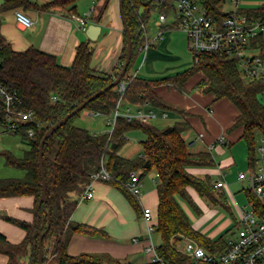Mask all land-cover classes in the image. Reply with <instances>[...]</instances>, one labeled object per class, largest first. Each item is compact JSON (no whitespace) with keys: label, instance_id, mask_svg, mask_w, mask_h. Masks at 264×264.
I'll use <instances>...</instances> for the list:
<instances>
[{"label":"trees","instance_id":"trees-1","mask_svg":"<svg viewBox=\"0 0 264 264\" xmlns=\"http://www.w3.org/2000/svg\"><path fill=\"white\" fill-rule=\"evenodd\" d=\"M199 1L215 19L220 20L225 16L226 11L222 9L224 0ZM76 2L77 0H50L45 4H36L29 0H1L0 11L18 7L45 9L58 6L71 14L76 10ZM173 3L174 0H122L120 13L130 32L132 44L130 62L120 80L126 83L121 97L124 105L147 102L153 110L157 108L167 113L177 111L181 119L172 125L157 127L137 118L117 116L110 130V124L107 123L108 129L91 132L75 124V117L80 112L71 116L44 142L42 167L47 200L41 204L39 143L50 126L117 77L125 59L126 31L123 33L119 62L107 73L91 68L93 46L89 40L76 47L72 63L66 66L61 65L54 55L32 46L14 50L0 34V82L11 87L23 105L32 112V122L21 124L18 131L11 132L19 134L21 140L28 143L22 155L16 156L10 150L0 152L5 164L23 171L21 177L0 178V197H33L32 221L3 215L4 219L25 230L23 239L17 243L8 241L0 233V253L7 256L5 264H21L24 256L27 257V264H37L38 237L45 229L46 234L42 240L43 264H137L121 261L105 253L83 252L71 255L67 252V244L76 232L87 235L106 234L101 228L71 219L79 196L90 181V174L98 171L101 165L109 175V179L102 182L117 188L137 213L140 212L139 200L126 187L130 173L136 172L141 180L150 170L155 171L157 209L152 215V221L154 232L161 239L156 246V253L164 262L192 264L190 257L176 247L185 238L194 240L209 252L224 248V235L210 238L194 228L178 201L180 198L195 207L189 193L191 188L198 196L208 199L214 205L229 209L224 191L214 186L215 181L211 175L198 176L188 171L189 167H213L216 161L209 150H193L188 147L185 134L190 129V124L185 119L186 113L165 102L155 92V88L160 85L172 86L184 93L193 82L190 88L198 89L203 94L211 93L214 100H229L235 106L237 114L227 132L241 128L240 138L247 146V165L251 171L256 168V158L253 155L255 132L259 131L264 138V99H261L264 80L242 77L233 59L216 53H202L198 56L193 54L192 64L188 68L159 79H146L131 74V69L141 54L139 47L149 38L145 30L147 21L152 13L167 15L170 10L174 11ZM105 5L106 3L100 6L99 12L103 11ZM237 11L263 16L264 3L254 8L237 7ZM175 25L177 26L176 22L170 26L162 25L159 30ZM117 87L118 83L106 89L89 101L84 109L108 120L120 97ZM28 128H32L34 132L32 137L27 134ZM134 128L140 129L145 135L142 152L131 157L122 156L119 151L127 142V132ZM244 193L247 199L255 200L257 207L264 210V204L254 199L248 190L244 189ZM231 217L234 226L237 223L236 216L232 214Z\"/></svg>","mask_w":264,"mask_h":264},{"label":"crops","instance_id":"crops-1","mask_svg":"<svg viewBox=\"0 0 264 264\" xmlns=\"http://www.w3.org/2000/svg\"><path fill=\"white\" fill-rule=\"evenodd\" d=\"M29 1L36 4H45L50 0ZM105 3V8L102 12H99L100 6ZM91 7H93V10L87 17L84 29L80 28L71 19L72 13L70 14L67 9L58 6H51L45 9L18 7L17 9L24 11L32 19L33 23L29 28L23 27L15 20L14 10L16 8L5 9L0 11V34L10 43L14 50H23L32 46L54 55L61 65L66 66L72 63L76 47L81 42L89 40L93 46L91 68L98 72L107 73L118 64L123 49L124 26L119 0H77L74 14L85 15ZM157 15L152 13L145 25L149 39H153L159 31L156 23ZM150 20L152 23L148 25ZM175 22L176 18L171 22L166 15L163 25L170 26L174 25ZM93 24L100 26L99 31H95V34L97 33L95 39H91L87 35L88 31L92 33L88 28ZM150 25L153 26V30L147 31V27ZM175 26L163 29L162 38L155 41L144 53L141 52L139 54L131 69V74L146 79H159L183 70L181 63H174L171 66L164 65L163 68H160L161 61L178 58V56H170L168 53L169 49L174 46L171 30L179 29ZM192 84L193 82L189 84L188 91L184 93H180L172 86L166 85L157 86L155 92L174 108L183 110L186 113L185 119L189 122L190 128L193 125L197 129L196 132L189 134L186 140L192 139L197 133H202V138L195 140V144L191 147L193 150L207 149L212 153V149L217 148L218 153H221L224 151L222 145L227 144V142L224 141L220 144L216 142V139L222 135L224 140H226V134L230 137L229 133L231 131L227 132V129L232 125L237 110L229 100L225 98L214 100L213 94H203L198 89L190 88ZM229 103L234 107V112H232L233 109ZM132 107L135 108L136 106L133 105ZM174 112L178 114L177 111H171L170 113ZM224 112H226L225 116ZM158 116L160 117L161 114L158 115L156 113V117ZM213 120L220 121L218 127L215 126ZM106 124L107 120L105 121ZM239 133L241 135V128ZM141 152L139 151L137 154H141ZM236 160L234 157L228 156L223 160H215L216 165L213 167L188 168V171L192 173L201 172L203 175L209 174L211 176L215 174L218 177L214 181L224 180L223 169L234 164ZM142 179L140 180L141 186L143 185ZM235 180H237V177ZM225 181L228 182L227 179ZM221 189L224 191V188ZM192 190L189 188V193L193 199ZM93 191L94 195L91 199L78 200L71 219L101 228L106 234L87 235L82 232H76L71 236L67 244V252L71 255L83 252L105 253L121 261L137 264L150 263L152 254L146 250L149 244V236L147 234L149 222L143 218L142 211L143 208L148 207L152 214H155L157 209L155 185L146 188L144 191L140 189L139 213L129 206L123 194L117 188L105 182H94ZM196 195L198 194L196 193ZM32 206L33 197L29 195L0 197V233L8 241L12 243L21 241L25 235V230L4 219L3 215L24 221H32ZM151 222L153 223V221ZM230 223L233 229V221L230 220ZM192 226L210 238H216L221 235L202 231L195 223H192ZM152 235L150 237L153 243ZM6 262L7 256L0 253V264H5ZM21 264H27L26 256L22 257Z\"/></svg>","mask_w":264,"mask_h":264},{"label":"built area","instance_id":"built-area-1","mask_svg":"<svg viewBox=\"0 0 264 264\" xmlns=\"http://www.w3.org/2000/svg\"><path fill=\"white\" fill-rule=\"evenodd\" d=\"M174 14L177 26L182 30L188 40V47L195 56L202 53H216L218 55L233 59L242 77L251 80H264V15L255 16L237 11L239 0H232L236 7L226 11L225 16L217 20L199 0H174ZM93 7L85 15L72 13L71 19L80 28H85L87 17ZM15 20L25 28H29L33 21L22 10H14ZM166 14L159 13L156 23L161 27L165 21ZM162 38V30H159L153 39L146 38L140 45L139 50L144 53L155 41ZM126 88V83L118 82L117 92L120 94L111 117L107 120L110 124L109 130L114 124L117 116L127 118H137L141 122L148 123L156 117V113L150 108L149 103L140 105L126 104L122 101V93ZM124 105V107H123ZM162 117L167 116V112H161ZM32 122V112L25 107L17 93L8 85L0 82V126L4 131L14 132L20 129V125ZM28 136L32 137V128L27 129ZM202 133H197L192 139H187L188 147L195 144V140L202 138ZM222 144L224 137L221 135L216 139ZM259 151L264 154V146H260ZM90 181L79 196V201L89 200L93 197V184L96 181H106L109 175L104 166L90 174ZM237 180L246 181L249 191L254 199L264 204V160L262 165L254 170L237 173ZM140 180L136 172H131L126 187L130 193L138 200L141 195ZM216 188L226 186L224 180L214 182ZM143 218L149 222L147 234L149 244L146 247L151 252L150 264H169L157 255L156 246L151 242V235L155 231L152 221V211L145 207L142 211ZM237 223L233 226L225 239L223 249L216 252H209L203 246L190 238H185L183 246L176 247L189 256L192 264H264V210L257 207L255 200L247 199L246 202L237 207ZM136 240V239H134ZM178 244V243H177Z\"/></svg>","mask_w":264,"mask_h":264},{"label":"rangeland","instance_id":"rangeland-1","mask_svg":"<svg viewBox=\"0 0 264 264\" xmlns=\"http://www.w3.org/2000/svg\"><path fill=\"white\" fill-rule=\"evenodd\" d=\"M175 1L173 5L175 6ZM264 3V0H239L237 3L238 8H254L258 7ZM236 7V3L232 0H224L222 3V9L224 11L232 10ZM167 18L169 21H173L175 19V14L173 10H170L167 14ZM151 20L148 22V25L151 24ZM153 26L150 25L147 27V31L153 30ZM172 39L174 46L170 48L169 54L170 56H178V58L168 59L160 62V68H163L164 65H173L174 63H181L182 68H188L193 61V53L188 47V40L185 33L180 29H172ZM143 57V55H141ZM142 59V58H141ZM181 68V69H182ZM180 69V70H181ZM264 99V93L261 97ZM230 104V103H229ZM232 107V104H230ZM124 107V105H123ZM234 112V107H232ZM155 113L158 115L161 114L162 111L160 109L155 108ZM160 113V114H159ZM176 114V115H175ZM226 112H224V116ZM181 117L177 113H168V116L163 117H156L153 120H150V123L156 125L157 127H164L167 125H172L175 121L180 120ZM223 120V119H222ZM105 118L102 115H98L95 113L89 112L87 109H82L78 116L75 117V124L87 128L91 132L93 131H103L108 129L105 125ZM215 126H219L220 121L213 120ZM202 127V126H201ZM204 128V127H203ZM192 125L189 131L186 132L185 136L188 137L189 134L196 132ZM240 128H236L231 131L230 137L226 134V141L227 144L222 145L223 152L218 153L217 148L212 149L213 157L216 161L220 159H225L228 156L234 157L237 159L234 164L229 167L223 169L224 181L226 186L224 187V193L226 196V204L229 206V209L224 208L223 206L214 205L206 198H202L196 195L195 191H193V201L194 205H190L186 201L182 199H178L180 205L184 209L186 215L189 217L191 223H195L200 230L206 231L208 233L212 232V234L224 235L227 237L228 233L227 230L232 229V225L230 220L232 219V214L237 216V206L242 205L246 202V196L244 193V189L248 187V183L246 181L235 180L237 177L238 172H244L245 174L248 173V165H247V156H248V149L245 142L240 138ZM233 135L234 138H233ZM145 140L144 133L137 128L131 129L127 132V142L121 147L119 154L126 157H131L137 155V152L142 151V141ZM28 143L26 141L21 140L19 134H13L8 131H4L2 126H0V152L3 150H10L14 155L21 156L24 149H26ZM254 152L253 155L256 158V168L262 165L264 160V154L259 151L260 146H264V138L263 135L256 131L254 134ZM195 168V167H189ZM194 172V171H193ZM195 175L203 176L201 172H194ZM23 175V171L19 168L9 166L5 164L3 155L0 154V178L2 177H21ZM218 175L212 174L213 180L216 179ZM143 185L140 187L142 191L150 186H154L156 184V175L155 171L152 169L146 175L142 177ZM124 196V195H123ZM141 196V195H140ZM139 196V198H140ZM125 198V197H124ZM129 206L134 210V208L130 205L128 200L125 198ZM199 209V211L197 210ZM135 211V210H134ZM227 233V235H226ZM153 244L158 245L160 243V236L157 232H154L152 235ZM178 247L183 246V241L177 244Z\"/></svg>","mask_w":264,"mask_h":264},{"label":"water","instance_id":"water-1","mask_svg":"<svg viewBox=\"0 0 264 264\" xmlns=\"http://www.w3.org/2000/svg\"><path fill=\"white\" fill-rule=\"evenodd\" d=\"M121 3L122 0H119V7H121ZM122 17V22H123V26H124V30L126 31V50H125V59L124 62L121 66V69L117 75L116 78H114V80L109 83L108 85H106L104 88L100 89L99 91H97L96 93H94L93 95L89 96L85 101L81 102L80 104H78L76 107H74L70 112H68L64 117H62L61 119H59L56 123H54L52 126H50L46 132L44 133L40 143H39V147H38V164H39V170H40V174H41V194H40V198H39V204L46 202L47 200V196H46V184H45V179H44V174H43V167H42V154H43V145L44 142L46 141V139L53 133L54 130H56L57 128H59L61 125H63L68 118H70L71 116L77 114L78 112H80L82 109L85 108L86 104L91 101L92 99H94L95 97H97L98 95H100L103 91H105L106 89L116 85L121 78L124 76L128 64L130 62V55H131V36H130V32L128 30V27L126 25V22L124 20V17L121 15ZM90 29V31H92V33L89 31L87 32V35L89 36V38L91 39H95L97 33L95 34V31H99L100 26L98 25H90V27L88 28ZM95 34V35H94ZM48 217H49V212H48ZM46 230L45 229L43 232H41L39 234L38 237V260H37V264H43V258H44V252H43V246H42V240H43V236L46 234Z\"/></svg>","mask_w":264,"mask_h":264}]
</instances>
